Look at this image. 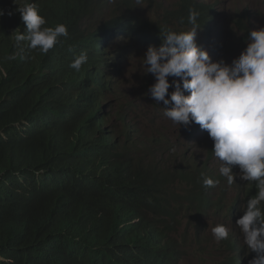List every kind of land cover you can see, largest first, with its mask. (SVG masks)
<instances>
[{"label": "clouds", "instance_id": "9594fccd", "mask_svg": "<svg viewBox=\"0 0 264 264\" xmlns=\"http://www.w3.org/2000/svg\"><path fill=\"white\" fill-rule=\"evenodd\" d=\"M215 2L223 1L172 0L162 11L159 0H48L40 15L36 0H0V39L17 11L26 29L15 35L18 44L47 54L62 38L57 68L44 67L38 83L49 88L48 101L93 123L86 138L93 146L100 138L115 143L120 158L133 161L136 185L126 201L146 221L123 223L121 230L133 227L132 238L111 248L125 257L135 252L137 264H239L242 252L241 264H264V11L243 2L224 13ZM222 30L236 33L234 45L220 42ZM122 41L146 48L138 97L133 88L126 96L106 85H122ZM56 135L35 143L51 167L43 162L27 175L39 181L49 173L61 195L81 198L75 187L86 182L83 173L100 177L84 164L88 151L73 156L76 145Z\"/></svg>", "mask_w": 264, "mask_h": 264}, {"label": "trees", "instance_id": "16d2710c", "mask_svg": "<svg viewBox=\"0 0 264 264\" xmlns=\"http://www.w3.org/2000/svg\"><path fill=\"white\" fill-rule=\"evenodd\" d=\"M36 1L42 15L45 8L40 5L48 0ZM50 8L54 17L48 19L53 25L56 14L54 7ZM65 25L70 30L75 21ZM18 32L26 29L17 11L0 39V129L5 135L0 142V264H137L135 252L125 257V250L115 254L111 248H122L118 241L122 236L132 238L133 227L121 230L123 223L135 216L146 221L145 212L136 211L126 201L136 185L133 161L129 155L120 158L115 143L107 147L100 138L95 147L86 141L95 125L82 119L76 109L67 112L64 104L49 102V88L39 87L45 80L44 67L49 71L57 68L62 38L43 54L28 48L26 41L18 44ZM49 132L52 136L63 134L69 144H75L73 156L90 154L84 164L100 178L97 181L94 175L83 173L86 182L75 187L83 197L69 191L61 195L49 173L39 181L27 175L28 171L36 174L38 164L44 162L35 143L47 139ZM29 142L32 144L25 149ZM47 163L42 168L51 167ZM142 248L153 251L155 245Z\"/></svg>", "mask_w": 264, "mask_h": 264}, {"label": "rangeland", "instance_id": "374dc122", "mask_svg": "<svg viewBox=\"0 0 264 264\" xmlns=\"http://www.w3.org/2000/svg\"><path fill=\"white\" fill-rule=\"evenodd\" d=\"M159 1H162L163 3L161 7H159L162 9V11L168 9L169 5L172 4V0H164L165 2H163V0H159ZM222 1H223L222 3L224 4L220 6H223L222 11L224 13H226L228 10H231V8H234L236 5L237 7L239 4L241 6L243 2H245L248 6L261 8L264 11V0H222ZM258 22L259 21L257 20L255 21V23H258ZM235 37H236V33L229 34L226 30H222L220 34V42L224 41L225 44L229 46L234 45L236 42ZM197 38L200 39V42L202 43V45L204 47H207V49L209 47H213V43L211 40H209L208 42H205V40L201 37L200 34H198ZM125 43H126L125 41L121 42V45L124 46L123 52L125 53L123 55L124 56L123 67L121 69V72L118 75V78L122 83L121 85L122 88L124 87L126 91L129 90V88H133V90H135V94H132L131 96L138 97L140 95H143L144 81L142 77L144 76V72H143L144 69L142 67V60H143V55L146 51V48L137 46L136 44L130 45L129 43H126L125 45ZM114 60H112V66H111V69L113 71L112 73H116V71L114 70V66H115ZM113 86L119 88L120 84L114 82ZM236 194H237V191H235L234 195ZM190 260H193L191 262L192 264H214L209 261H196L194 258H190Z\"/></svg>", "mask_w": 264, "mask_h": 264}, {"label": "bare ground", "instance_id": "6f19581e", "mask_svg": "<svg viewBox=\"0 0 264 264\" xmlns=\"http://www.w3.org/2000/svg\"><path fill=\"white\" fill-rule=\"evenodd\" d=\"M41 1H43V0H41ZM40 1V2H41ZM214 4H217V6H220L219 4H218V2H215ZM222 4H224V3H222ZM225 6V5H224ZM169 8V7H168ZM223 8H221L220 9V11L222 10ZM220 14H222V13H220ZM220 17H218V19H219ZM26 43H27V41H26ZM127 43V42H126ZM126 43H125V45H126ZM129 47V46H128ZM128 49V48H127ZM129 50V49H128ZM19 52H20V50H19ZM23 52V50H21V53ZM112 60H114L111 56H110V61H111V65L110 66H112ZM119 60V59H118ZM114 63H115V66H114V70L116 71V73L118 72V69H116V63H117V61L116 60H114ZM111 71V70H110ZM112 76H114V73H112ZM115 78V77H114ZM107 83H109V84H106V85H108V86H113V83H114V81H106ZM103 83V82H102ZM103 84H105V83H103ZM116 86V85H115ZM118 89H121L124 93H125V95L127 96L129 93H128V91H126V89H124V87L122 88L121 87V85L119 86V88ZM93 112H95L94 110H93ZM126 115V114H125ZM126 118H127V121H128V125L129 126H132V128L134 129V126H133V124H132V122H131V124H130V121H132L131 119H130V117H127V115L125 116ZM200 127V126H199ZM130 133H131V131H130ZM30 157V156H29ZM62 177H65L64 175L62 176ZM233 238V237H232ZM235 239H233V241H234ZM242 247H240V249H241ZM238 251H239V247H238ZM240 253H241V250H240ZM243 254H244V252H242L241 253V255H240V261H239V264H241V260H242V258H243Z\"/></svg>", "mask_w": 264, "mask_h": 264}]
</instances>
